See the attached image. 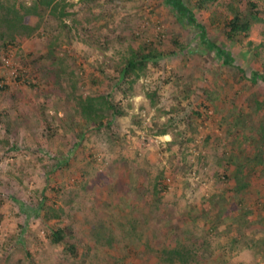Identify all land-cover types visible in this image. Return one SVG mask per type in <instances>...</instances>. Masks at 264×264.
I'll return each mask as SVG.
<instances>
[{
  "label": "rangeland",
  "instance_id": "obj_1",
  "mask_svg": "<svg viewBox=\"0 0 264 264\" xmlns=\"http://www.w3.org/2000/svg\"><path fill=\"white\" fill-rule=\"evenodd\" d=\"M183 2L190 25L165 0H0V264H264V0Z\"/></svg>",
  "mask_w": 264,
  "mask_h": 264
},
{
  "label": "trees",
  "instance_id": "obj_2",
  "mask_svg": "<svg viewBox=\"0 0 264 264\" xmlns=\"http://www.w3.org/2000/svg\"><path fill=\"white\" fill-rule=\"evenodd\" d=\"M40 2H43V0H39ZM165 2L170 5L173 10L175 11L176 17L180 20H183L184 23L192 24L194 23V15L191 12V10L186 7L183 0H165ZM49 4V3H48ZM250 6L252 8H255V4L251 3ZM201 7V5H200ZM223 27H224V37L229 43H238L240 42V37H246L248 35V30L250 27V21L245 18L244 14L241 12H236L235 14L231 16H226L223 21ZM201 28V33L199 34L200 44L205 47L208 51H214L215 56L221 61L223 65H232L233 61L230 56V54L224 50H222L216 43L208 40L206 32L203 27ZM29 29H32L31 27L26 26L24 27L25 34L27 35L29 32ZM160 58H162L161 53L157 51H151L147 54H140L139 53H133L128 59H126L124 67L122 69V74L120 75L121 78V84H125L128 82L129 78H133V80L137 79L139 77V72H141L147 62L152 61L156 63ZM251 82H256L258 80H262L263 86H264V75L260 74L258 72H253L251 76ZM132 81V80H131ZM130 81V82H131ZM29 83V82H28ZM32 87H35V85H31ZM6 87L0 86V90H3ZM153 95L157 96L158 93L156 91H148L147 96L152 98ZM107 101V100H106ZM259 105V103H258ZM203 109H206L207 107L205 105H201ZM110 108L114 109L111 112L110 119L113 121L116 119V117L120 116L121 112L120 110L116 109L114 106L109 105ZM192 114H194L196 117L201 118L204 114L203 112H200L197 109H194L192 111ZM140 127L139 130H141L142 125L140 123H137ZM150 130H153L152 132L155 134H164L165 130H158L155 125L149 124ZM255 159V158H254ZM162 183L158 181L155 184V190L159 186H161ZM157 192V191H155ZM69 233H67V229L65 228H58L53 229L50 233V239L54 244L61 245L63 247V250L68 253L71 257L77 258L79 256V251L77 247L72 244L71 242L67 241V236ZM185 253V255H184ZM187 251L185 248L179 246L175 247L173 249H170L168 252L164 254V260L169 262H174L176 260H179V262L183 261V258L185 256V259L187 261ZM30 258V264H36L33 259ZM185 261V262H186Z\"/></svg>",
  "mask_w": 264,
  "mask_h": 264
},
{
  "label": "built area",
  "instance_id": "obj_3",
  "mask_svg": "<svg viewBox=\"0 0 264 264\" xmlns=\"http://www.w3.org/2000/svg\"><path fill=\"white\" fill-rule=\"evenodd\" d=\"M3 84H4V83H3V81H2V80H0V86H3Z\"/></svg>",
  "mask_w": 264,
  "mask_h": 264
}]
</instances>
